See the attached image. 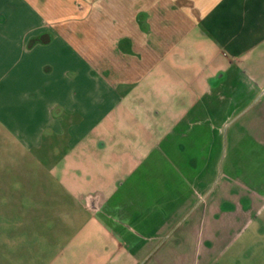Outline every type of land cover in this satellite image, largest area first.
Returning <instances> with one entry per match:
<instances>
[{
  "label": "crops",
  "instance_id": "0c3cea01",
  "mask_svg": "<svg viewBox=\"0 0 264 264\" xmlns=\"http://www.w3.org/2000/svg\"><path fill=\"white\" fill-rule=\"evenodd\" d=\"M0 131L5 219L89 215L50 263L264 264V0H0Z\"/></svg>",
  "mask_w": 264,
  "mask_h": 264
},
{
  "label": "rangeland",
  "instance_id": "374dc122",
  "mask_svg": "<svg viewBox=\"0 0 264 264\" xmlns=\"http://www.w3.org/2000/svg\"><path fill=\"white\" fill-rule=\"evenodd\" d=\"M3 135L0 131V264H119V254L102 249L104 244L107 242L112 244V242L104 232H101L102 230L96 228L98 225H92V227L89 225L87 229L89 232L91 229L98 231V237L91 235L76 237L78 243L81 242L83 251L72 253H68L69 250L63 251L59 254L58 262H49L56 249L60 245L66 246L69 238L89 220L87 214L73 220L69 214L63 213L62 210L57 218L45 221L43 226H37L36 222L39 221L35 219L10 220L4 218L3 200L6 190L4 182L7 176L11 175L8 170L18 164L20 157L17 154L20 148L11 141L4 140ZM20 231L24 232L23 235H20ZM36 232L45 234L44 237L50 242H46L42 236H36ZM54 232H58V235L51 236ZM68 233H72V235ZM68 236L70 237L68 238Z\"/></svg>",
  "mask_w": 264,
  "mask_h": 264
}]
</instances>
